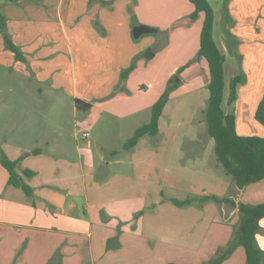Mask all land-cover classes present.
Wrapping results in <instances>:
<instances>
[{
  "label": "crops",
  "instance_id": "crops-1",
  "mask_svg": "<svg viewBox=\"0 0 264 264\" xmlns=\"http://www.w3.org/2000/svg\"><path fill=\"white\" fill-rule=\"evenodd\" d=\"M208 2L215 14L214 39L225 57L223 110L235 116L240 136L264 138V126L255 119L264 100V0ZM0 6L6 31L26 59L16 60L0 30V70L16 75L21 85L32 79L62 95L22 96L20 134L18 128L0 125V143L12 160L43 150L18 166L20 174L36 172L25 178L33 197L8 184L9 173L0 163V264H49L55 257L54 264H204L213 259L233 237L240 222L237 209L212 201L178 207L170 200L215 195L260 204L264 181L239 190L217 162L204 115L209 67L204 58L196 59L204 14L193 21L190 0H30L19 5L0 0ZM141 25L157 29L156 36L135 39L134 28ZM137 56L135 70L121 81ZM78 75L83 76L79 81ZM175 76L179 87L153 137L166 140L145 136L135 148L123 150L128 138L150 122L153 105ZM153 81L159 84L157 96L148 95L146 86ZM232 93L236 97L230 103ZM76 99L92 109L79 112ZM63 103L70 109L64 121L68 140L32 130V123L46 115L53 126L62 124L56 107ZM183 118L193 135L179 130ZM101 120L110 132L98 146L103 156L94 147ZM115 122L127 123L118 129L124 154H114L112 147L117 128L108 125ZM80 132H89V141ZM187 148L193 150L189 160ZM105 192L117 194L108 202L100 199ZM82 195L89 206L83 213ZM93 195L95 205L90 204ZM260 226L257 243L264 251V219ZM223 264H247L245 249L238 247Z\"/></svg>",
  "mask_w": 264,
  "mask_h": 264
},
{
  "label": "trees",
  "instance_id": "trees-1",
  "mask_svg": "<svg viewBox=\"0 0 264 264\" xmlns=\"http://www.w3.org/2000/svg\"><path fill=\"white\" fill-rule=\"evenodd\" d=\"M11 1L19 5L30 0ZM190 1L195 6V12L191 15L192 20H196L200 14H204L200 50L196 59L204 58L209 67L210 82L208 90L210 96L206 111L208 135L215 141V154L218 164L224 169L227 176L232 177L237 189L244 190L250 185L264 181V138L240 136L237 133L235 116L225 114L222 107L225 91V57L220 52L214 39V10L208 0ZM5 23V18L0 14V30L4 35L7 48L14 53L17 61L25 62L24 54L14 45L7 33ZM138 59V56L135 57L132 65L122 71L121 81H125L131 72L135 70ZM183 69H180L179 73ZM174 78H171L169 81L170 87L153 105L150 122L135 131L133 136L124 144L125 150L135 148L145 136L155 137L159 134L160 118L172 92L179 87L177 80L174 81ZM239 81V78H235L233 84L237 85ZM235 97V93H232L229 102L233 103ZM74 103L79 112L88 113L92 109L91 103L79 99H76ZM255 119L264 126V100L257 108ZM41 153H43L42 149H35L27 152L17 160H12L0 143V163L9 173L8 184L22 189L28 197L34 196V190L25 178L35 177L36 172L26 169L20 174L18 166L26 157ZM114 154L116 153L114 152ZM170 201L178 207L212 201L220 205H229L239 212L240 222L237 226H234L233 237L229 244L224 248H220L216 256L204 264H223L238 247L245 249L247 264H264V251L259 248L257 243V235L262 232L260 221L264 218V203L250 205L235 202L228 197L221 198L215 195H191L183 201L177 199H171ZM56 259L57 257L53 258L49 264H54Z\"/></svg>",
  "mask_w": 264,
  "mask_h": 264
},
{
  "label": "rangeland",
  "instance_id": "rangeland-1",
  "mask_svg": "<svg viewBox=\"0 0 264 264\" xmlns=\"http://www.w3.org/2000/svg\"><path fill=\"white\" fill-rule=\"evenodd\" d=\"M193 21H195V20H193ZM147 36H153L154 37V36H156V34H147ZM82 78H83V76L78 75V81L80 79H82ZM176 80H178V76H175L174 81H176ZM151 83L152 84H150V85L147 84L146 87L148 89H150L149 92H148V95L149 96H154V95H156L155 93L158 92L157 89L159 88V84H157V83L155 84L154 81L151 82ZM170 85H171L170 82L165 84V90L163 91V93L166 91V89H168L170 87ZM39 87L42 88V92L41 93L38 92ZM11 88L13 89L12 92L10 91ZM174 91H177V90L175 89ZM162 94L160 95V97L162 96ZM22 96H62V95L50 92L49 89L46 86H42V85L38 86L32 79L29 80L28 84L21 85V80L16 75H11V76L5 75L3 73V71L0 70V100H1L0 101V105L1 104H5V106H6V107H0V125H4V126L7 125V126H11L13 128L14 127L18 128L15 131V132L18 131V133L22 131V126L21 125H22V123L24 121V117L21 116V112H22L21 106H22L23 103L20 101V98H22ZM159 99L160 98H158V100ZM56 109L61 112L62 120H63L62 124H60V122L58 121L57 122L58 125H54L53 126L51 116L46 115L45 116L46 118L41 120V123L39 121H37V120L32 123V125H31L32 130L34 132H36L37 134H42V137H45V136L46 137L62 136L64 138H66V140H68L67 138L69 136V133L68 132H64V131H67V127L64 124V121L66 119H69V116H70V114H69V110H70L69 106H67L65 103H63V105L61 107H56ZM204 115H205V124H206L207 123L206 112L204 113ZM182 116H184V115H182ZM180 122H182V125L179 127V130L182 128L185 131H187V132H185L187 135H190V136L193 135L191 133V132H193V130H191V127L189 126V120L187 118H183L182 120H180ZM71 124L74 125V118H71ZM126 125H127L126 122H123V123H118V122L116 123L115 122V123H110L108 125V126H112V127L117 128V129H114V131L116 133L112 134V147H113L114 151H116L115 153H117V152H120L122 154L125 153V152H122V145H121V143L119 142V139H118V136L120 135V134H118V131H119L118 129L121 126L125 127ZM23 126H24V124H23ZM61 132H63L62 135L60 134ZM81 133L82 132H80V135H81ZM107 133H110V132L109 131L107 132V128L104 126L103 121L101 120L98 123V125L96 126V128L94 129V136L96 138V144H94V147L97 148L95 150L101 156H103V154L98 149V146L104 141V137H105V135H107ZM124 135H126V134H124ZM177 136L178 135L176 134L175 135V139H177L176 138ZM130 138H128V139H130ZM87 140H85V141H87ZM146 140H150V141H154V140L164 141V140H166V137L165 136H161L160 138H154L153 139V137L149 136V137H147ZM55 143H57V142H52L50 144H55ZM73 146H75V144ZM50 150L51 151H57V149H53V148H51ZM123 150H125L124 146H123ZM61 151L63 152L65 150H61ZM183 151L187 152V155H188L187 156V160H189L190 159L189 157L192 156L191 153L193 152V150L187 148V149H185ZM107 158H109V157H107ZM97 162L99 163V159H97ZM101 167H103V166H101ZM221 170H222L223 174H226L222 167H221ZM111 171H116V168H112ZM96 177H98V175ZM116 194L117 193L109 194V192H108V193L102 195L100 199L107 200L109 202V201H111V199L116 197L115 196ZM94 196L95 195H93L92 198L90 199V204H92V205L94 204V202H93ZM263 200H264V197H263ZM78 204H79V212L83 213L84 211L85 212L88 211L87 208L89 206H88V203H87V199L84 197V195H82V196H80L78 198ZM106 211H107V209H106Z\"/></svg>",
  "mask_w": 264,
  "mask_h": 264
},
{
  "label": "water",
  "instance_id": "water-1",
  "mask_svg": "<svg viewBox=\"0 0 264 264\" xmlns=\"http://www.w3.org/2000/svg\"><path fill=\"white\" fill-rule=\"evenodd\" d=\"M156 32H157V29H155V28H151L148 26L141 25V26H137L134 28L133 36L135 39H139L143 35L152 34V33H156Z\"/></svg>",
  "mask_w": 264,
  "mask_h": 264
},
{
  "label": "built area",
  "instance_id": "built-area-1",
  "mask_svg": "<svg viewBox=\"0 0 264 264\" xmlns=\"http://www.w3.org/2000/svg\"><path fill=\"white\" fill-rule=\"evenodd\" d=\"M82 138H83L84 140L89 139V138H90V133H89V132H83V133H82Z\"/></svg>",
  "mask_w": 264,
  "mask_h": 264
}]
</instances>
